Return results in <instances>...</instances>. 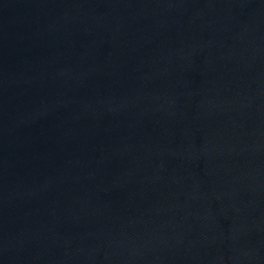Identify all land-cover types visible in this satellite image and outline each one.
I'll return each instance as SVG.
<instances>
[{
  "label": "water",
  "instance_id": "1",
  "mask_svg": "<svg viewBox=\"0 0 264 264\" xmlns=\"http://www.w3.org/2000/svg\"><path fill=\"white\" fill-rule=\"evenodd\" d=\"M0 264H264V0H0Z\"/></svg>",
  "mask_w": 264,
  "mask_h": 264
}]
</instances>
